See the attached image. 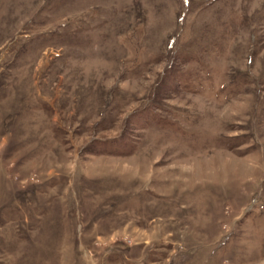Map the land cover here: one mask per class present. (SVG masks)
<instances>
[{
	"label": "rangeland",
	"instance_id": "obj_1",
	"mask_svg": "<svg viewBox=\"0 0 264 264\" xmlns=\"http://www.w3.org/2000/svg\"><path fill=\"white\" fill-rule=\"evenodd\" d=\"M0 264H264V0H0Z\"/></svg>",
	"mask_w": 264,
	"mask_h": 264
},
{
	"label": "bare ground",
	"instance_id": "obj_2",
	"mask_svg": "<svg viewBox=\"0 0 264 264\" xmlns=\"http://www.w3.org/2000/svg\"><path fill=\"white\" fill-rule=\"evenodd\" d=\"M243 45V44H242ZM179 199V198H178Z\"/></svg>",
	"mask_w": 264,
	"mask_h": 264
}]
</instances>
